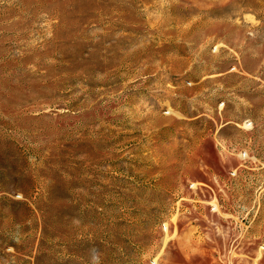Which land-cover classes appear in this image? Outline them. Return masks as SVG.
<instances>
[{
  "label": "rangeland",
  "instance_id": "obj_1",
  "mask_svg": "<svg viewBox=\"0 0 264 264\" xmlns=\"http://www.w3.org/2000/svg\"><path fill=\"white\" fill-rule=\"evenodd\" d=\"M0 264H264V0H0Z\"/></svg>",
  "mask_w": 264,
  "mask_h": 264
}]
</instances>
